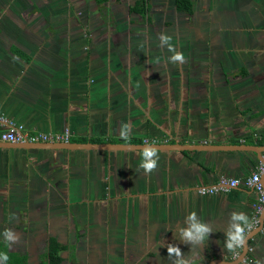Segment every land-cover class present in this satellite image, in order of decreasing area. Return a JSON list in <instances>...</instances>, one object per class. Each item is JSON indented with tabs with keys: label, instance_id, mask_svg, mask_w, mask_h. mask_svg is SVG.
<instances>
[{
	"label": "crops",
	"instance_id": "0c3cea01",
	"mask_svg": "<svg viewBox=\"0 0 264 264\" xmlns=\"http://www.w3.org/2000/svg\"><path fill=\"white\" fill-rule=\"evenodd\" d=\"M138 1L0 0V128H67L70 141L111 143L254 144V133L264 135V0H191V12L144 0V14ZM161 33L183 63L169 62ZM158 155L145 173L141 150L0 148L6 264H47L51 241L60 264H173L169 244L195 264L232 259L225 229L233 212L250 220L254 192L200 189L249 175L257 154ZM193 212L213 231L202 246L178 232ZM9 229L18 236L11 247ZM248 248V264H264V233Z\"/></svg>",
	"mask_w": 264,
	"mask_h": 264
},
{
	"label": "clouds",
	"instance_id": "9594fccd",
	"mask_svg": "<svg viewBox=\"0 0 264 264\" xmlns=\"http://www.w3.org/2000/svg\"><path fill=\"white\" fill-rule=\"evenodd\" d=\"M159 42L162 47H167V50L172 55L169 57L170 63H183L184 54L178 51L171 43V37L166 34H159ZM131 134V126L129 124H124L121 126L119 135L123 140H128ZM159 160L158 149L146 143L141 149V163L139 164V169H142L145 173H151L157 168ZM248 218L244 213L233 212L230 214L229 223L225 229L224 233V249L228 252L235 253L240 247L243 246L245 242L244 226L247 224ZM186 223L188 227H180L178 232L182 237V240L186 244L195 246L197 244L203 245L205 239L208 238L209 234L212 233V228L196 217V214L190 213L186 218ZM4 241L8 247H11L17 240L18 236L9 230L4 232ZM167 254L171 258L175 256L177 259L173 261V264H195L194 260L189 262L188 260L182 258V252L179 247L169 244L166 246ZM8 256L4 253H0V262L6 264ZM259 264V261H257Z\"/></svg>",
	"mask_w": 264,
	"mask_h": 264
},
{
	"label": "built area",
	"instance_id": "2783aa9c",
	"mask_svg": "<svg viewBox=\"0 0 264 264\" xmlns=\"http://www.w3.org/2000/svg\"><path fill=\"white\" fill-rule=\"evenodd\" d=\"M2 128H0V142L25 144V143H64L71 140L72 133L65 128L61 131L41 132L28 129L24 124L13 121L4 120ZM254 141H261L264 143V135L254 133L252 135ZM142 143L157 144L162 143L155 138H144ZM264 157V155H263ZM264 172V163L260 162L257 168L249 175L242 178H227L220 177L214 185L200 189L204 193L227 192L232 188L242 185L251 189L254 192V201L252 203V214L250 220L244 226L245 237L249 235L260 224V215L264 210V183L261 181V174ZM258 233H264V216L261 222V228ZM243 247V246H242ZM242 247L232 254V259L239 257ZM249 249V248H248ZM248 252V251H247ZM251 259L247 253L242 257L238 264H248Z\"/></svg>",
	"mask_w": 264,
	"mask_h": 264
},
{
	"label": "water",
	"instance_id": "95a60500",
	"mask_svg": "<svg viewBox=\"0 0 264 264\" xmlns=\"http://www.w3.org/2000/svg\"><path fill=\"white\" fill-rule=\"evenodd\" d=\"M150 144V143H148ZM155 146L158 150L163 151H194V150H244V151H252L257 154V157L260 162L264 163V144L256 145V144H217V143H157L151 144ZM145 146V143H111V142H91V141H68L64 143H25V144H14V143H6L0 142V148H17L24 150H33V149H67V150H141ZM261 181L264 183V172L261 174ZM264 216V210L260 215V224L254 229L249 235L245 237V242L243 244L241 253L239 257L230 259V260H220L216 259L207 264H238L241 262L242 257L248 251V241L254 236L258 230L261 228L262 218Z\"/></svg>",
	"mask_w": 264,
	"mask_h": 264
},
{
	"label": "trees",
	"instance_id": "16d2710c",
	"mask_svg": "<svg viewBox=\"0 0 264 264\" xmlns=\"http://www.w3.org/2000/svg\"><path fill=\"white\" fill-rule=\"evenodd\" d=\"M106 0H96L98 3H102ZM177 8L180 10H184L185 12H191L192 11V1L191 0H176L175 1ZM138 6L136 7V11L140 14H144L147 11L148 6L145 5L144 0H140L137 2ZM252 143L261 145V141H252ZM60 250L58 247L54 244V242H50L47 251H46V262L47 264H60L62 262V258L60 256ZM14 256V255H13ZM19 264H24L25 260L24 258H20ZM10 264V262L8 263ZM46 264V263H45Z\"/></svg>",
	"mask_w": 264,
	"mask_h": 264
}]
</instances>
